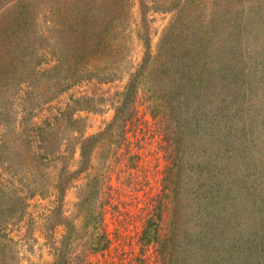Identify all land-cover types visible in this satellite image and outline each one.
Listing matches in <instances>:
<instances>
[{"label": "rangeland", "instance_id": "obj_1", "mask_svg": "<svg viewBox=\"0 0 264 264\" xmlns=\"http://www.w3.org/2000/svg\"><path fill=\"white\" fill-rule=\"evenodd\" d=\"M62 252L264 264V0H0V264Z\"/></svg>", "mask_w": 264, "mask_h": 264}, {"label": "trees", "instance_id": "obj_2", "mask_svg": "<svg viewBox=\"0 0 264 264\" xmlns=\"http://www.w3.org/2000/svg\"><path fill=\"white\" fill-rule=\"evenodd\" d=\"M95 141H96V137L95 138L89 137V138L85 139L82 142V144H81V156L83 158L82 165L80 167L81 170H83L87 166L88 154H89L90 149L92 148V145L95 143ZM77 172H80V170L76 171V172H73V173L69 174L68 176H65L64 169H62V171L60 173V177L58 179V184H57L59 197H63L64 191H65L67 185L69 184L70 180H72L73 177L77 174ZM91 186L92 185H90L89 188L92 189ZM91 194L89 192L84 194V198L81 201L82 205L85 204V202H87V200H89V197H90ZM149 223H150V225L145 229L144 235H143V238L146 239L147 241L151 240V235L150 234L153 233L151 228L153 227L154 222L152 220ZM154 231H155L154 232V236H152V237H156L157 238V232H158L157 228H155ZM66 239H67V237H66ZM97 244H98V248L100 249L99 243H97ZM103 245L104 246L107 245L106 241L103 242ZM57 257H58V261L56 262L57 264L65 262V258H64V253L63 252L58 254Z\"/></svg>", "mask_w": 264, "mask_h": 264}]
</instances>
